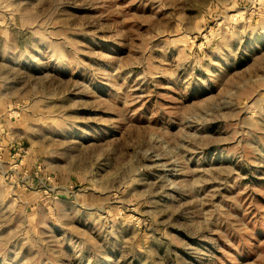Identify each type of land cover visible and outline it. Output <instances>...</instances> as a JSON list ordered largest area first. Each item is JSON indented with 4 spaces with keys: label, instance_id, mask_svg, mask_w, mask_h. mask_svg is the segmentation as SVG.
<instances>
[{
    "label": "rangeland",
    "instance_id": "1",
    "mask_svg": "<svg viewBox=\"0 0 264 264\" xmlns=\"http://www.w3.org/2000/svg\"><path fill=\"white\" fill-rule=\"evenodd\" d=\"M0 264H264V0H0Z\"/></svg>",
    "mask_w": 264,
    "mask_h": 264
}]
</instances>
